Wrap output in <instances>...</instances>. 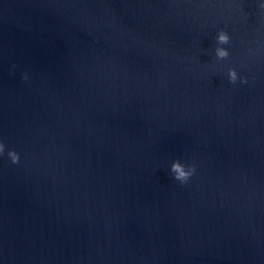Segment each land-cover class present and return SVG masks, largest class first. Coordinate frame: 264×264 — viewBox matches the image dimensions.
<instances>
[{
	"label": "water",
	"instance_id": "95a60500",
	"mask_svg": "<svg viewBox=\"0 0 264 264\" xmlns=\"http://www.w3.org/2000/svg\"><path fill=\"white\" fill-rule=\"evenodd\" d=\"M262 5L0 0V264H264Z\"/></svg>",
	"mask_w": 264,
	"mask_h": 264
},
{
	"label": "clouds",
	"instance_id": "9594fccd",
	"mask_svg": "<svg viewBox=\"0 0 264 264\" xmlns=\"http://www.w3.org/2000/svg\"><path fill=\"white\" fill-rule=\"evenodd\" d=\"M264 7V5H262ZM230 41L229 35L224 32L220 31L217 35V44L218 45H227ZM215 55L217 59L223 60L227 59L229 56V52L224 47H217L215 49ZM228 78L229 82L235 84L238 80L237 72L234 69H230L228 71ZM23 79H27V75L23 77ZM241 83H246L245 80H241ZM5 152V145L0 143V156H2ZM8 157L10 158L13 164H17L19 162V156L15 151H9ZM195 169L194 167H187L178 160L173 162L171 165V172L173 173L174 179L179 181L181 184L186 183L189 178L193 175Z\"/></svg>",
	"mask_w": 264,
	"mask_h": 264
}]
</instances>
